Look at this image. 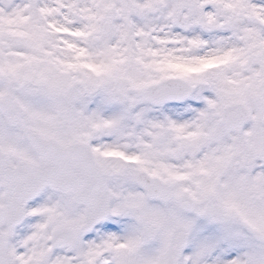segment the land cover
<instances>
[{
	"label": "snow or ice",
	"instance_id": "snow-or-ice-1",
	"mask_svg": "<svg viewBox=\"0 0 264 264\" xmlns=\"http://www.w3.org/2000/svg\"><path fill=\"white\" fill-rule=\"evenodd\" d=\"M0 264H264V0H0Z\"/></svg>",
	"mask_w": 264,
	"mask_h": 264
}]
</instances>
